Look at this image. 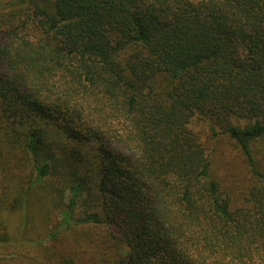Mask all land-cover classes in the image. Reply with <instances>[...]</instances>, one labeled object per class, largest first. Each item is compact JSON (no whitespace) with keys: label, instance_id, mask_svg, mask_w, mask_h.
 <instances>
[{"label":"trees","instance_id":"obj_1","mask_svg":"<svg viewBox=\"0 0 264 264\" xmlns=\"http://www.w3.org/2000/svg\"><path fill=\"white\" fill-rule=\"evenodd\" d=\"M263 148L264 0L0 8V264H264Z\"/></svg>","mask_w":264,"mask_h":264},{"label":"rangeland","instance_id":"obj_2","mask_svg":"<svg viewBox=\"0 0 264 264\" xmlns=\"http://www.w3.org/2000/svg\"><path fill=\"white\" fill-rule=\"evenodd\" d=\"M9 0H0V8ZM60 136H58L59 138L55 139L57 144L60 145V154L61 155H65V153H69L70 149H72L74 146H76L74 143L72 144L68 138H66L65 136L59 134ZM61 136L65 137L67 140H65L64 138H61ZM221 146V148H220ZM218 146L217 149V153H215V166H214V173L217 174L218 176L221 177V179L223 181H227V182H234L233 180V173L230 170V166L229 163H231L233 165L234 171L237 175V177L241 180H246L247 178V171L243 168L242 166V160L241 157L239 156V154L235 151L234 147L231 146V143L229 141H223L221 143V145ZM67 147L68 148V152L63 151V148ZM211 149H214L215 147L211 146ZM223 148V149H222ZM264 149V148H263ZM262 149V150H263ZM68 168V167H67ZM264 168V167H263ZM60 171H62L61 173V181L65 182V180H68L70 178V182H65V183H71V181H79L81 178H85L88 175L92 176L93 179L97 178L96 175L89 173L87 171V168H82L81 169V173L76 172L72 169H66L65 166H61L60 165ZM68 171V172H67ZM71 172L70 175H73V177H69V175L67 173ZM67 178V179H65ZM95 182V181H94ZM13 224L14 226H16L17 224V218L13 219ZM28 234L30 235V237H36L34 232H30L28 231ZM40 236V235H38Z\"/></svg>","mask_w":264,"mask_h":264}]
</instances>
